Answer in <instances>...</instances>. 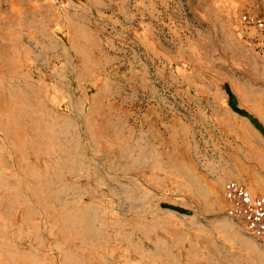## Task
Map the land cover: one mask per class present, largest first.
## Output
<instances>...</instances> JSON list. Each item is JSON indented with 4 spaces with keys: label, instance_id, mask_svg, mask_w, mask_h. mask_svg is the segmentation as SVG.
<instances>
[{
    "label": "rangeland",
    "instance_id": "1",
    "mask_svg": "<svg viewBox=\"0 0 264 264\" xmlns=\"http://www.w3.org/2000/svg\"><path fill=\"white\" fill-rule=\"evenodd\" d=\"M264 0H0V264H264Z\"/></svg>",
    "mask_w": 264,
    "mask_h": 264
},
{
    "label": "built area",
    "instance_id": "2",
    "mask_svg": "<svg viewBox=\"0 0 264 264\" xmlns=\"http://www.w3.org/2000/svg\"><path fill=\"white\" fill-rule=\"evenodd\" d=\"M242 20L261 30L264 36V12L245 14ZM224 193L230 213L241 218L251 234L264 240V195L253 193L233 179L226 182Z\"/></svg>",
    "mask_w": 264,
    "mask_h": 264
}]
</instances>
